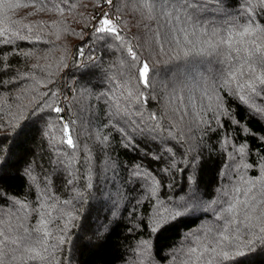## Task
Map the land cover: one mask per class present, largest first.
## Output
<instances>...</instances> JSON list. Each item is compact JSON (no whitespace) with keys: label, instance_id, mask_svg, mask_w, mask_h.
<instances>
[{"label":"trees","instance_id":"16d2710c","mask_svg":"<svg viewBox=\"0 0 264 264\" xmlns=\"http://www.w3.org/2000/svg\"><path fill=\"white\" fill-rule=\"evenodd\" d=\"M9 3L19 6L0 7V29L9 28L13 39L5 44L0 38V230L7 237L0 244L3 264H182L187 257L181 249L197 237L209 244L208 229L215 232L223 224L216 217L235 188H251L248 198L255 195L257 201L264 200V98L241 102L230 89L217 88L224 114L212 119L214 113H204L197 102L194 111L209 123L198 118V127L183 134L167 115L177 103L169 105L167 93L173 84L178 89H196L198 96L202 78L212 83L219 65L211 57H156L150 62L152 84L139 86L143 92L139 99L130 98L120 86L128 63L126 47L117 45L125 42L105 44L92 31L93 17L114 13L116 0L112 6L105 0H73L72 7L60 0H45L47 7L40 0ZM118 6L119 20L124 22L119 30L131 44L135 45L138 34L143 37L144 25L156 27L154 20H141L142 9L135 2L121 0ZM215 7L221 9V16L247 10L264 26L260 0H223ZM246 18L240 16L241 22ZM13 31L21 38L16 39ZM82 44L83 59L77 52ZM260 74L257 68L256 75ZM6 80L11 83L4 85ZM136 84L133 80L130 87ZM258 87L264 89V85ZM50 91L57 96L47 97ZM180 95L183 98L184 92ZM44 100L65 109L60 115L64 122L71 121L78 149L64 142L56 113L47 106L36 111ZM152 113L165 114L160 127L141 133L137 124L141 128L145 123L156 124L147 119ZM73 152L72 167L77 171L69 176L65 162ZM46 186L49 196L59 198L53 211L56 218L47 224L51 232L47 253L26 238V229L31 231L39 223L35 209ZM240 198L245 199L243 193ZM184 205L187 208L180 216L170 215ZM61 208L74 217L66 232L60 231L68 222L67 216L58 215ZM261 209L264 203L254 215ZM260 224L264 225V219ZM59 236H64L65 243L56 248ZM247 239L243 236V241ZM32 247L48 259H29L26 249ZM241 247L242 254L220 264H264V240Z\"/></svg>","mask_w":264,"mask_h":264},{"label":"snow or ice","instance_id":"6c2138e0","mask_svg":"<svg viewBox=\"0 0 264 264\" xmlns=\"http://www.w3.org/2000/svg\"><path fill=\"white\" fill-rule=\"evenodd\" d=\"M48 2L50 3L52 0H48ZM105 2L110 6L113 5V0H105ZM120 2L121 0H116L117 7L114 13L101 12L93 17L92 31L97 34V39H102L105 44L121 39L125 42L117 45L122 48L126 47L128 63L127 75L121 73L122 83L120 86L128 91L130 98L139 99L143 96V92L139 91V86L143 85L144 88H149L152 84L149 75L151 71L150 62L156 57L162 56L172 60L190 56L211 57L212 61L219 65L214 74L215 79L211 84L207 80L201 79L198 85L200 95H196V89H178L176 84H173L171 86L172 91L167 93L169 105L173 101L177 102L167 115L173 122L172 126L180 129L181 134L185 130L198 127V118L204 123H209L204 120L203 115L199 111H194L197 107V102L204 113L209 111L214 113L212 119L224 114L220 97L215 94L217 88L230 89V94L236 96L241 102L251 100L254 96L264 98V89L258 87V85H264V26L259 25L249 15L247 10H243L235 16L230 13L221 16V9L215 7V5L221 4L223 0H125L127 4L135 2L142 9L141 20H154L156 22L154 29L150 24L144 25L145 32L143 37L138 34L135 37L136 43L133 45L128 41L127 37L122 36L119 30V26L124 23L118 17V13L121 11L118 6ZM40 3L47 7L45 0H40ZM60 3L67 4L69 7L73 6V0H60ZM260 3L264 5V0H260ZM18 6L9 3V0H0V7ZM60 11H63V8ZM240 16L247 18L241 22ZM4 19L7 20V16ZM137 26L140 27V24L138 23ZM25 27L29 26L26 25ZM10 31L7 27L0 29V38H3L2 42L5 44L13 43V39L9 38ZM13 36L16 39L21 38L19 32L13 31ZM91 38L92 36L90 35L89 39ZM27 39L29 43L32 42V37L29 36ZM39 39L40 37L37 36L36 40ZM87 42L86 40L84 43L86 44ZM145 50L148 52L147 58L144 56ZM90 51L91 49H89ZM77 52L79 58H85L83 44L78 47ZM89 59L93 60L92 66L95 67L94 59L92 57H89ZM87 67L88 65L86 64L85 68ZM257 68L261 69L260 75H256ZM133 80L137 81V84L130 87ZM2 83L7 85L11 81L6 80ZM18 87L22 86L18 85ZM134 91L138 95L134 96ZM181 91L184 92L183 98L180 95ZM45 95L51 98L57 96V93L50 91L45 93ZM206 99L210 103L205 104L204 101ZM146 102L147 98H145ZM45 106L56 113L57 118L61 121L62 134L66 137L64 142L67 146L72 149H78V145L73 142L69 128L71 121L64 122V117L60 115L65 109L55 104V102L49 104L48 100H44L36 111L39 112ZM256 107L259 108V106ZM184 108L187 111H184ZM164 115L161 114L158 117L156 113L150 114L147 119L156 121V124L145 123L143 128L137 124V129L141 133L145 129L155 132L160 127V120L164 118ZM141 116L143 119L142 113ZM41 119L46 120L43 116ZM13 127H15V124H13ZM22 133L23 129H20L18 134ZM44 134L48 135V132ZM159 138L154 137V139ZM104 139H107V137H104ZM74 160L75 152L65 162L69 176H72L73 172L77 171L72 167ZM87 162L88 158H86ZM26 171L27 174L31 175L30 169ZM149 179L152 178L149 176ZM33 180L35 181V177H33ZM67 182L71 184L72 179ZM233 192L232 199L227 202V207L222 210L221 215L216 217L217 220H222L223 224L215 232L211 228L208 229V234L211 237L209 244H205L203 240L197 237L186 249H181V255L187 257L182 264H220L221 261L233 255L242 254V244L247 247L259 240H264V225L260 224L261 220L264 219V209L260 210L258 216L254 215L258 205L264 203V200L257 201L255 195L248 198L251 188L242 189L237 187ZM240 193H243L245 199L240 198ZM261 195L264 196V192ZM38 199L41 203L40 207L35 209V211L40 215V220L37 225L32 227L31 231L26 229V238H30L36 244L41 245L43 252L47 253L50 246L46 241L51 236L47 224L56 218L53 216V211L57 208L59 198L49 196L46 186L41 189ZM49 200H51L50 204L48 203ZM254 201H256L255 204L253 203ZM63 203L68 204L69 201H64ZM186 208L187 205H184L183 208L178 206L170 215L180 216ZM58 215L68 217L65 227L60 229L61 232H66L74 217L71 212H65L62 208L59 209ZM21 227H24V225L21 224ZM33 232H35V236L32 235ZM257 232L260 235H257ZM245 235L248 237L246 242L243 241V236ZM0 237H3V239H0V244L7 241L3 230H0ZM57 239L58 243L54 247L59 248L65 243V239L64 236H59ZM26 251L31 253L29 259H48L35 247L26 249ZM210 254L214 255H212L211 259H208ZM0 264H3L2 260H0Z\"/></svg>","mask_w":264,"mask_h":264},{"label":"built area","instance_id":"2783aa9c","mask_svg":"<svg viewBox=\"0 0 264 264\" xmlns=\"http://www.w3.org/2000/svg\"><path fill=\"white\" fill-rule=\"evenodd\" d=\"M66 92H70V90H69V89H67V90H66Z\"/></svg>","mask_w":264,"mask_h":264},{"label":"rangeland","instance_id":"374dc122","mask_svg":"<svg viewBox=\"0 0 264 264\" xmlns=\"http://www.w3.org/2000/svg\"><path fill=\"white\" fill-rule=\"evenodd\" d=\"M67 89H69V88H67ZM67 89H66V90H67Z\"/></svg>","mask_w":264,"mask_h":264}]
</instances>
